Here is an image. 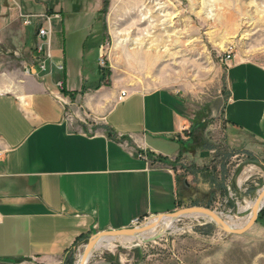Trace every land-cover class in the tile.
Instances as JSON below:
<instances>
[{
    "label": "crops",
    "instance_id": "obj_1",
    "mask_svg": "<svg viewBox=\"0 0 264 264\" xmlns=\"http://www.w3.org/2000/svg\"><path fill=\"white\" fill-rule=\"evenodd\" d=\"M15 1L26 11L25 0H0V46L9 47L0 51V264H59L95 232L176 210L208 186L179 179L188 98L167 87L105 91L103 34L88 7L54 20L49 68L29 73L36 24L23 23ZM227 86L231 140L253 150L264 141V67L232 59ZM122 89L131 93L119 99Z\"/></svg>",
    "mask_w": 264,
    "mask_h": 264
},
{
    "label": "rangeland",
    "instance_id": "obj_2",
    "mask_svg": "<svg viewBox=\"0 0 264 264\" xmlns=\"http://www.w3.org/2000/svg\"><path fill=\"white\" fill-rule=\"evenodd\" d=\"M24 3L25 13L47 11L59 19L87 7V12L92 10L103 34L97 65L104 71L100 84L105 91L167 87L188 98L193 121L189 157L177 162L179 179L205 177L208 186L197 185L195 197L180 207L203 205L232 215L247 212L242 206L264 187V141L255 142L253 150L232 141L224 118L225 57L230 54L264 67V0ZM8 48L3 43L0 51ZM5 58L0 55V62ZM198 155L206 160L196 161ZM249 167L254 168L246 176ZM174 225L138 245L116 241L113 248L94 252L88 264H264V207L242 234L224 232L203 217H181ZM86 242L78 241L59 264H77Z\"/></svg>",
    "mask_w": 264,
    "mask_h": 264
},
{
    "label": "water",
    "instance_id": "obj_3",
    "mask_svg": "<svg viewBox=\"0 0 264 264\" xmlns=\"http://www.w3.org/2000/svg\"><path fill=\"white\" fill-rule=\"evenodd\" d=\"M34 72V70H33ZM264 187L262 188L261 192H259L256 196L255 203L251 209V214L247 222L242 226H232L228 224L225 219L219 214L218 211L207 207L203 205H190V206H184L180 207L176 210L170 211V212H164V213H158L153 215L152 219L154 221L147 222L141 226H130L125 228H119V229H108V230H102L99 232H95L92 234L87 242L84 245V249L82 250V254L79 260V264H88L92 254L93 249L95 247V244L98 242V240L105 235L110 236H120V235H129L133 236L136 235L146 229H149L153 226H155L156 221L161 220L163 216L167 215L173 218H180L187 214L191 213H199L203 214L210 218V223H213L218 229L232 234H242L249 230L257 221L258 215L261 212V210L264 207ZM151 221V220H150ZM151 239H146L145 241H149Z\"/></svg>",
    "mask_w": 264,
    "mask_h": 264
},
{
    "label": "built area",
    "instance_id": "obj_4",
    "mask_svg": "<svg viewBox=\"0 0 264 264\" xmlns=\"http://www.w3.org/2000/svg\"><path fill=\"white\" fill-rule=\"evenodd\" d=\"M16 6L18 7L19 15L23 18V23L26 25H31L33 23L36 24V32H37V42L34 45V51L32 55V60L30 64L27 66V71L32 73V69H34L33 74H39V72L47 71L49 68V63L52 58V33H53V23L54 20L57 19L60 15L57 13H49L47 11L41 13H25L23 12L20 4L15 1ZM60 18V17H59ZM232 60V56L228 54L225 57V62L227 66L230 65ZM59 69H63L64 65L62 62L57 64ZM58 92L61 95L64 89V82L60 80L57 82ZM131 91L129 89H122L118 96L119 99L126 98ZM58 95V98H61ZM57 96V94H56ZM153 216L148 217H139L133 220L132 226H141L152 219ZM2 220V216L0 214V221Z\"/></svg>",
    "mask_w": 264,
    "mask_h": 264
},
{
    "label": "bare ground",
    "instance_id": "obj_5",
    "mask_svg": "<svg viewBox=\"0 0 264 264\" xmlns=\"http://www.w3.org/2000/svg\"><path fill=\"white\" fill-rule=\"evenodd\" d=\"M252 168H254V167H249L247 169L245 168L246 169V172H245L246 176H248V172H251ZM241 181H242V177L239 178V183ZM262 188L259 189L258 193L261 192ZM255 199H256V197H254L253 199L247 200L246 204L244 206H242L241 211H247L243 215L224 214V213H220V212H219V214H221V216L225 219V221L228 224H230L232 226H236V227L242 226L247 222V220L250 217L251 209L255 203ZM263 202H264V199H263ZM191 216L196 217V218L203 217L208 222L210 221L209 217H207L203 214H199V213H191V214H187L183 217H191ZM180 218H173V217L165 215L162 217L161 220L156 221L155 226H153L149 229H146V230H144V231H142L136 235H133V236H129V235H120V236L105 235V236H102L98 240V242L95 244V247L93 249V253L97 252V251H101L103 249L113 248L115 246L116 241H120L123 245H127V246L136 245L137 243L141 244L146 239L154 238L160 232H162L168 228H174V226H175L174 221H177ZM152 221H154V219H151V221H149V222H152ZM81 254L82 253H80L78 256L77 264H79Z\"/></svg>",
    "mask_w": 264,
    "mask_h": 264
}]
</instances>
